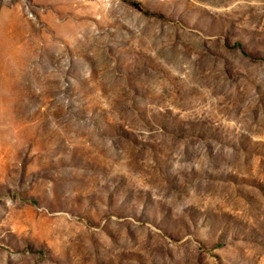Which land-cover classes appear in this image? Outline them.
Segmentation results:
<instances>
[{
	"label": "rangeland",
	"instance_id": "374dc122",
	"mask_svg": "<svg viewBox=\"0 0 264 264\" xmlns=\"http://www.w3.org/2000/svg\"><path fill=\"white\" fill-rule=\"evenodd\" d=\"M0 0V264H264V0Z\"/></svg>",
	"mask_w": 264,
	"mask_h": 264
},
{
	"label": "trees",
	"instance_id": "16d2710c",
	"mask_svg": "<svg viewBox=\"0 0 264 264\" xmlns=\"http://www.w3.org/2000/svg\"><path fill=\"white\" fill-rule=\"evenodd\" d=\"M124 1L131 4L135 8L139 9L140 11L147 12V10L144 8L142 3L138 0H124Z\"/></svg>",
	"mask_w": 264,
	"mask_h": 264
}]
</instances>
